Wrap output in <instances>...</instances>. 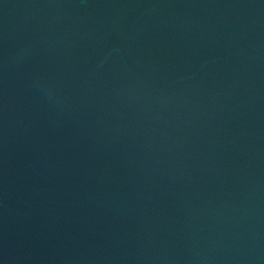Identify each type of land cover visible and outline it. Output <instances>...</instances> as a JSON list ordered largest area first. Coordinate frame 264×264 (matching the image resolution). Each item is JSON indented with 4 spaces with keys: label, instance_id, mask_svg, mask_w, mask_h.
<instances>
[{
    "label": "water",
    "instance_id": "95a60500",
    "mask_svg": "<svg viewBox=\"0 0 264 264\" xmlns=\"http://www.w3.org/2000/svg\"><path fill=\"white\" fill-rule=\"evenodd\" d=\"M0 264H264V0H0Z\"/></svg>",
    "mask_w": 264,
    "mask_h": 264
}]
</instances>
